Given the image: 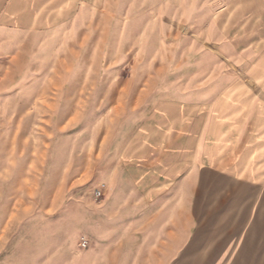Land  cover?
<instances>
[{
  "label": "rangeland",
  "instance_id": "374dc122",
  "mask_svg": "<svg viewBox=\"0 0 264 264\" xmlns=\"http://www.w3.org/2000/svg\"><path fill=\"white\" fill-rule=\"evenodd\" d=\"M260 8L0 0V264H179L180 176L228 135L229 36Z\"/></svg>",
  "mask_w": 264,
  "mask_h": 264
},
{
  "label": "crops",
  "instance_id": "0c3cea01",
  "mask_svg": "<svg viewBox=\"0 0 264 264\" xmlns=\"http://www.w3.org/2000/svg\"><path fill=\"white\" fill-rule=\"evenodd\" d=\"M235 16L248 18L228 43L243 81L227 90L228 135L180 176L179 215L195 232L179 264H264V8Z\"/></svg>",
  "mask_w": 264,
  "mask_h": 264
},
{
  "label": "built area",
  "instance_id": "2783aa9c",
  "mask_svg": "<svg viewBox=\"0 0 264 264\" xmlns=\"http://www.w3.org/2000/svg\"><path fill=\"white\" fill-rule=\"evenodd\" d=\"M102 195V192H98L97 196H101ZM83 245L86 246L88 244V241L86 239H83Z\"/></svg>",
  "mask_w": 264,
  "mask_h": 264
}]
</instances>
